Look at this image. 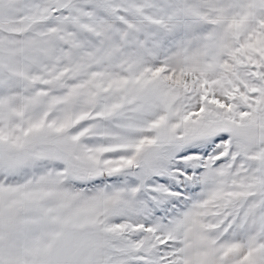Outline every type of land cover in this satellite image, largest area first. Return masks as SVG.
Instances as JSON below:
<instances>
[{
  "label": "snow or ice",
  "instance_id": "snow-or-ice-1",
  "mask_svg": "<svg viewBox=\"0 0 264 264\" xmlns=\"http://www.w3.org/2000/svg\"><path fill=\"white\" fill-rule=\"evenodd\" d=\"M0 264H264V0H0Z\"/></svg>",
  "mask_w": 264,
  "mask_h": 264
}]
</instances>
